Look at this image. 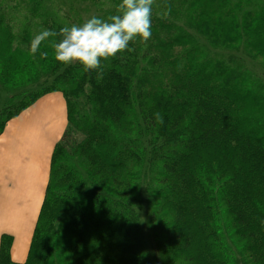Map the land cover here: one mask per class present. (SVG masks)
Wrapping results in <instances>:
<instances>
[{"label":"trees","instance_id":"obj_1","mask_svg":"<svg viewBox=\"0 0 264 264\" xmlns=\"http://www.w3.org/2000/svg\"><path fill=\"white\" fill-rule=\"evenodd\" d=\"M188 1L153 0L151 37L89 71L56 61L48 42L41 44L47 56L19 50L33 36L30 23L14 32L0 10V83L25 69L39 74L19 89L23 97L59 72L51 87L17 105L5 103L0 86V136L49 93L67 103L68 125L22 264H233L225 243L232 240L247 264H264V81L230 69L203 43L234 48L245 34L260 58L264 14L239 20L229 0ZM41 7L36 1L30 20ZM184 12L190 24L181 23ZM12 244L2 236L0 264H17Z\"/></svg>","mask_w":264,"mask_h":264},{"label":"crops","instance_id":"obj_2","mask_svg":"<svg viewBox=\"0 0 264 264\" xmlns=\"http://www.w3.org/2000/svg\"><path fill=\"white\" fill-rule=\"evenodd\" d=\"M67 125L66 100L52 92L10 120L0 136V243L3 235L13 238L17 264L28 258L52 155Z\"/></svg>","mask_w":264,"mask_h":264},{"label":"rangeland","instance_id":"obj_3","mask_svg":"<svg viewBox=\"0 0 264 264\" xmlns=\"http://www.w3.org/2000/svg\"><path fill=\"white\" fill-rule=\"evenodd\" d=\"M36 1L42 2V7L38 12L41 14L38 17H35L33 20H30L31 9L36 3ZM120 0H0V10H6L8 15L6 16L11 20L10 26L13 28V31L16 32L18 30L24 29L26 23H24V19H28V23H30V31L32 30L33 35L42 30V28H47L51 26L52 23H57L61 25H72V24H82L86 22L92 16H99L101 18L110 17L111 15L117 14L118 12V4ZM191 2V0H189ZM188 1V2H189ZM229 8L234 11L236 18L242 20L246 17V14L249 12H262L264 14V0H229ZM189 5V3H188ZM11 10V13L9 11ZM161 15L163 14L161 11H158ZM195 11H192L191 16L193 18L200 19L199 16L193 15ZM188 13L184 12L180 17L181 23H183V19L185 22L190 24V18H188ZM193 20V21H198ZM186 23V24H187ZM191 33L196 35L195 32L192 31L191 27H189ZM39 30V31H38ZM263 41L260 44V48H262V56L260 58L255 57L249 49V41L247 35L242 34V39L238 40L235 44L234 48L221 47L220 50L212 47L210 42L204 39L203 43L209 47L211 54H217L222 56V58L226 59V63L230 65V69L232 70H240L244 71L245 75L249 79H256V82L261 79L264 81V29L259 32ZM29 44H22L20 49H24L28 47ZM12 50H17L16 45L12 46ZM29 51V49H27ZM254 57L255 59H253ZM259 59V60H258ZM24 70L22 75H20L15 81L9 82V85H6L5 81L1 80L2 91L5 89L3 93H8L9 97L5 101V103L12 105L16 104V102H20L21 100L27 102L34 95L39 93L41 90H45L51 87L54 84L55 78H57L59 72L49 73L46 75L38 84H33L31 86L29 93L25 94L23 97L19 96L22 93H19V89L26 85L27 81H30L31 78L38 77L39 74L36 73H26ZM261 82V81H259ZM13 83V84H12ZM17 105V104H16ZM248 112L255 111L254 107H247ZM142 191H147V187H143ZM145 221V214H144ZM227 229L224 228V232ZM230 239V238H228ZM230 241V240H229ZM233 241V240H232ZM226 245L229 248V253L231 257V261L233 264H247V261L244 259L245 257L242 255L239 247L235 245L234 242Z\"/></svg>","mask_w":264,"mask_h":264},{"label":"clouds","instance_id":"obj_4","mask_svg":"<svg viewBox=\"0 0 264 264\" xmlns=\"http://www.w3.org/2000/svg\"><path fill=\"white\" fill-rule=\"evenodd\" d=\"M152 4L153 0H120L117 14L107 19L94 15L82 24H66L58 32L42 28L32 36L28 49L47 56L41 44L48 42L56 61L77 62L85 71L100 69L103 60L131 50L130 41L146 42L151 37Z\"/></svg>","mask_w":264,"mask_h":264}]
</instances>
